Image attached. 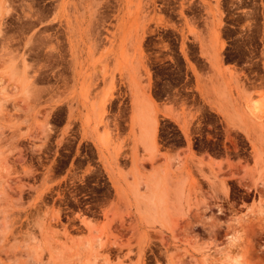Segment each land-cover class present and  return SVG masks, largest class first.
<instances>
[{"label":"rangeland","instance_id":"rangeland-1","mask_svg":"<svg viewBox=\"0 0 264 264\" xmlns=\"http://www.w3.org/2000/svg\"><path fill=\"white\" fill-rule=\"evenodd\" d=\"M255 98L264 0H0V264H264Z\"/></svg>","mask_w":264,"mask_h":264},{"label":"bare ground","instance_id":"bare-ground-1","mask_svg":"<svg viewBox=\"0 0 264 264\" xmlns=\"http://www.w3.org/2000/svg\"><path fill=\"white\" fill-rule=\"evenodd\" d=\"M252 104H253V110L256 113L264 114V103L262 102V100L260 98H255L252 101ZM228 264H240V262L238 261V257H236V256L232 257V258L229 257Z\"/></svg>","mask_w":264,"mask_h":264}]
</instances>
